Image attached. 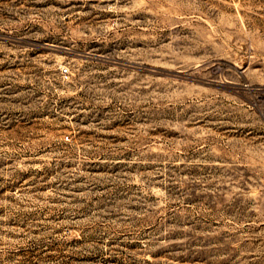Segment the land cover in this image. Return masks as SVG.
I'll return each mask as SVG.
<instances>
[{"label":"rangeland","instance_id":"rangeland-1","mask_svg":"<svg viewBox=\"0 0 264 264\" xmlns=\"http://www.w3.org/2000/svg\"><path fill=\"white\" fill-rule=\"evenodd\" d=\"M0 264H264V0H0Z\"/></svg>","mask_w":264,"mask_h":264},{"label":"built area","instance_id":"built-area-1","mask_svg":"<svg viewBox=\"0 0 264 264\" xmlns=\"http://www.w3.org/2000/svg\"><path fill=\"white\" fill-rule=\"evenodd\" d=\"M64 73H67V69H64Z\"/></svg>","mask_w":264,"mask_h":264}]
</instances>
